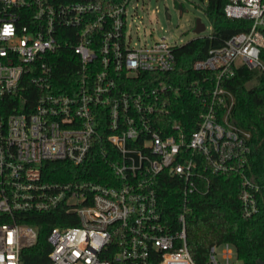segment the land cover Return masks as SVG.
Masks as SVG:
<instances>
[{
    "label": "built area",
    "instance_id": "1",
    "mask_svg": "<svg viewBox=\"0 0 264 264\" xmlns=\"http://www.w3.org/2000/svg\"><path fill=\"white\" fill-rule=\"evenodd\" d=\"M130 2L0 0V264H23L21 252L36 241L21 219L57 208L75 214L77 225L49 231L47 264H194L185 213L174 230L159 209L161 174L183 184L187 209L192 194L207 193L209 174L239 178L243 219L264 202V174L249 161L251 134L231 119L224 87L239 67L264 70V0H228L225 17L249 20V31L192 63L214 76L210 88L206 80L189 88L202 108L191 132L169 121L175 45L131 43ZM63 50L79 62L66 93L53 87L47 61ZM94 151L110 170L105 183L45 178L46 163L81 166ZM237 261L229 243L209 248V264Z\"/></svg>",
    "mask_w": 264,
    "mask_h": 264
},
{
    "label": "trees",
    "instance_id": "2",
    "mask_svg": "<svg viewBox=\"0 0 264 264\" xmlns=\"http://www.w3.org/2000/svg\"><path fill=\"white\" fill-rule=\"evenodd\" d=\"M227 2L207 0L203 12L210 23V33L174 48L175 69L171 78L178 89V95L175 102L171 103L169 121L180 123L188 132L195 130L197 115L202 109L200 100L189 88L192 83L203 80H206L210 88L214 76L212 71L192 70V63L206 58L209 50L222 47L227 39L248 32L251 27L249 20L225 17L223 7ZM262 34L264 36V30ZM260 59L264 65V48L261 49ZM47 61L53 69V87L60 93L68 92V88L75 84L74 73L79 68L77 57L63 50L50 55ZM224 87L233 96L231 119L251 134L252 152L249 161L252 171L261 177L264 174V70L250 71L243 66L239 67L225 81ZM44 176L51 182L91 180L105 183L111 173L94 151L81 166H73L64 161L48 162L45 164ZM208 178L207 193L192 194L187 209L181 199L183 184L166 174L159 175L155 190L165 223L174 230L179 229L177 216L185 213L187 247L194 264H209V248L223 243H229L235 248L237 260L241 264H264V202L260 203L256 215L243 219L239 178L233 174H209ZM18 224L32 227L37 232L35 243L21 252V262L47 264L51 250L47 241L49 231L54 227L76 226L77 219L66 208H57L46 213H29Z\"/></svg>",
    "mask_w": 264,
    "mask_h": 264
},
{
    "label": "rangeland",
    "instance_id": "3",
    "mask_svg": "<svg viewBox=\"0 0 264 264\" xmlns=\"http://www.w3.org/2000/svg\"><path fill=\"white\" fill-rule=\"evenodd\" d=\"M206 4L207 0H131L127 7V36L131 43L151 44L165 38L175 46L206 36L211 29L203 12ZM197 20L205 27L200 35L193 32ZM216 254L219 259L220 249Z\"/></svg>",
    "mask_w": 264,
    "mask_h": 264
},
{
    "label": "water",
    "instance_id": "4",
    "mask_svg": "<svg viewBox=\"0 0 264 264\" xmlns=\"http://www.w3.org/2000/svg\"><path fill=\"white\" fill-rule=\"evenodd\" d=\"M167 18H169V16H167ZM204 30H205L204 25L199 20H197L196 25H195V29L193 30V32L196 35H200Z\"/></svg>",
    "mask_w": 264,
    "mask_h": 264
}]
</instances>
